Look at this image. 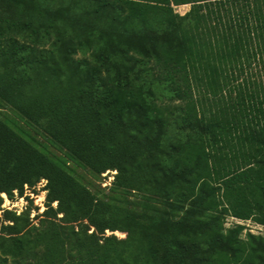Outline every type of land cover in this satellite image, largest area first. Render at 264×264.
I'll return each mask as SVG.
<instances>
[{"label":"trees","instance_id":"1","mask_svg":"<svg viewBox=\"0 0 264 264\" xmlns=\"http://www.w3.org/2000/svg\"><path fill=\"white\" fill-rule=\"evenodd\" d=\"M237 78H264V0H0V100L94 173L118 170L114 191L152 181L183 212L100 198L0 117V194L47 181L39 225L5 211L4 253L13 264H264V236L225 229L229 216L264 225V79Z\"/></svg>","mask_w":264,"mask_h":264},{"label":"rangeland","instance_id":"2","mask_svg":"<svg viewBox=\"0 0 264 264\" xmlns=\"http://www.w3.org/2000/svg\"><path fill=\"white\" fill-rule=\"evenodd\" d=\"M190 9V4L175 6V11L180 14H185ZM77 58L84 57V54L79 52L75 55ZM254 69H258L259 65H253ZM256 71H254L255 73ZM244 79H251V81H260L264 78H237L233 80L232 84L244 83ZM231 84H229L230 87ZM153 90V95L155 99L160 102H170L169 98L166 96V92L163 91V86L154 83L150 85ZM254 87V86H253ZM0 117L10 124L19 133L33 142L42 151L47 153L50 157L56 160L59 164L70 171L76 178L88 186L97 196L108 200L119 206H124L130 208L136 212L144 214H152L156 216H162L170 219H179L182 211L174 208L166 200V195L163 192L157 191L155 189L154 183L151 181L148 183L147 187L139 189H129L122 192H116L111 189L114 178L118 170H106L102 174H96L68 153L63 148L55 144L50 138H48L41 129L28 123L24 118H22L17 112L12 108L4 104L0 100ZM149 181V179H147ZM47 181L41 180L35 186H25L24 194L20 195L18 190H14L10 193L2 192L0 194V256L7 257L8 262L13 264V258L5 254L3 249L9 246V235L2 232L1 227L3 224H8L9 221H4L5 211H13L16 215H23L28 213L30 222L35 225H39L41 214L45 211L46 207V195L47 191L44 190ZM147 184V183H146ZM5 193V195H4ZM57 206V203H54ZM232 216L227 218L225 223V229L237 224L231 219ZM244 220H241L243 222ZM245 227L253 230V234L264 236V227L258 225V223L253 220H246ZM241 224V223H240ZM249 230L244 229L241 234L242 238L247 237ZM106 234H115L118 238H124L127 233L122 230H117L112 232L110 230L106 231ZM263 234V235H262ZM0 264L2 262L0 261Z\"/></svg>","mask_w":264,"mask_h":264},{"label":"built area","instance_id":"3","mask_svg":"<svg viewBox=\"0 0 264 264\" xmlns=\"http://www.w3.org/2000/svg\"><path fill=\"white\" fill-rule=\"evenodd\" d=\"M43 180H45V179H43ZM27 186V185H26ZM231 219L233 220V221H235L236 223H241V224H245V222L243 221V222H241V220L240 219H238V218H236V217H231ZM258 225H260L259 227H261V226H263L264 227V225H261V224H258ZM250 231H252L253 232V230L252 229H249Z\"/></svg>","mask_w":264,"mask_h":264}]
</instances>
